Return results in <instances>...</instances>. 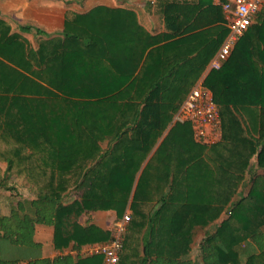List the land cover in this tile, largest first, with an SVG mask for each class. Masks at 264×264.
I'll return each mask as SVG.
<instances>
[{
  "label": "trees",
  "instance_id": "trees-1",
  "mask_svg": "<svg viewBox=\"0 0 264 264\" xmlns=\"http://www.w3.org/2000/svg\"><path fill=\"white\" fill-rule=\"evenodd\" d=\"M161 12L165 32L152 35L133 12L98 6L66 17L61 37L37 31L35 48L30 26L0 17V187L15 173L36 190L0 215V264H70L42 258L35 228L78 252L111 239L80 224L97 211L128 213L118 264H264V35L252 34L264 18L202 83L220 116L207 145L172 121L227 35L222 7L163 1ZM221 216L191 259L194 228Z\"/></svg>",
  "mask_w": 264,
  "mask_h": 264
},
{
  "label": "crops",
  "instance_id": "crops-1",
  "mask_svg": "<svg viewBox=\"0 0 264 264\" xmlns=\"http://www.w3.org/2000/svg\"><path fill=\"white\" fill-rule=\"evenodd\" d=\"M163 1L182 2L192 0H0V17L10 25L12 31L14 32L18 31L17 28L20 25L30 26V32L23 34V36L27 39L30 45L35 48L38 38L37 31L42 32L45 37H61L63 34L66 17L70 18L76 13H86L87 11L98 6L131 11L135 14L138 24L148 33L152 35L161 34L165 32L163 16L161 12V3ZM226 1L227 0H206V3L220 5L222 2L224 3ZM258 16H261V19L264 18V2L261 9L255 15L253 22L258 18ZM259 31L260 33L257 32L252 34L264 35L263 29ZM242 47L246 48L244 45ZM250 60L254 61V57L251 56ZM208 67L209 63L193 86L197 85L198 83H203L205 77L210 71ZM176 121L179 122L175 115L172 122ZM193 140L195 141L194 137ZM250 162L253 164L255 160L252 159ZM0 169H2V173L0 175L3 177L6 164L0 163ZM11 175L12 173L10 176ZM19 177L25 178V176L22 175ZM241 191L243 194H245L247 191L246 186H244L243 189L240 188L238 190V192ZM126 213L127 212H125V214ZM222 218L223 216L204 229L200 227L194 228L192 243L190 245L191 259L199 260V242L201 241L205 232L212 230L214 226L221 222ZM120 220L121 218H118L114 211H97L82 215L80 218V224H93L101 230L111 233L114 225ZM52 239L53 229L51 227L37 226L35 228L34 240L35 242L40 243L42 246V258L52 260L58 257H66L65 261L67 263L70 262V264H76L79 259L87 257L85 250L90 245L83 246L78 252L73 250L72 244H70L67 248L58 251L53 248ZM139 256H143L141 252ZM94 264H102V257L97 259V261H94Z\"/></svg>",
  "mask_w": 264,
  "mask_h": 264
},
{
  "label": "built area",
  "instance_id": "built-area-1",
  "mask_svg": "<svg viewBox=\"0 0 264 264\" xmlns=\"http://www.w3.org/2000/svg\"><path fill=\"white\" fill-rule=\"evenodd\" d=\"M264 0H227L220 4L224 13L227 35L209 62V70H219L228 59L238 40L247 31ZM176 119L192 125L193 136L197 143L214 144L220 138V116L211 92L198 83L186 95L180 105ZM129 216L124 214L111 231L107 243L90 245L87 256L99 255L102 264H118L123 247V234Z\"/></svg>",
  "mask_w": 264,
  "mask_h": 264
},
{
  "label": "rangeland",
  "instance_id": "rangeland-1",
  "mask_svg": "<svg viewBox=\"0 0 264 264\" xmlns=\"http://www.w3.org/2000/svg\"><path fill=\"white\" fill-rule=\"evenodd\" d=\"M1 173L2 169H0V174ZM1 178L2 176L0 179ZM35 196V187L31 185L25 178L19 177L15 175V173H12L10 178L6 180L5 186L0 187V215L8 214L10 207L15 205L17 201L31 200L35 198Z\"/></svg>",
  "mask_w": 264,
  "mask_h": 264
}]
</instances>
